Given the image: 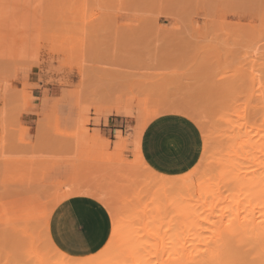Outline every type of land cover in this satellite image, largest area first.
Returning a JSON list of instances; mask_svg holds the SVG:
<instances>
[{"label": "rangeland", "instance_id": "rangeland-1", "mask_svg": "<svg viewBox=\"0 0 264 264\" xmlns=\"http://www.w3.org/2000/svg\"><path fill=\"white\" fill-rule=\"evenodd\" d=\"M243 127L264 169V0H0V264L73 261L49 234L72 187L122 223L107 264H160L192 210L236 221L248 192L203 180Z\"/></svg>", "mask_w": 264, "mask_h": 264}, {"label": "bare ground", "instance_id": "bare-ground-1", "mask_svg": "<svg viewBox=\"0 0 264 264\" xmlns=\"http://www.w3.org/2000/svg\"><path fill=\"white\" fill-rule=\"evenodd\" d=\"M233 131L235 134L231 140L233 139L236 141V144L234 143V148L231 149V153L229 152L223 156L220 154L222 158L219 160L217 159L218 161H216V163L213 161L214 164L210 165V168L215 171L213 175L215 181L212 182V177L210 179L206 177L203 180V184L204 186H208V188L214 187L218 190L219 194L223 196L221 183L227 180L229 184L236 186V189L241 192V194H243V191L246 193L248 192V197L244 198L245 200L247 199V201L238 198V201L235 202L232 210L236 211V221L235 218H232L231 221L229 219L230 217L228 218L227 215V207L230 205V202L220 209V215L217 220H214L216 217L211 211L210 216H203V214L196 215L191 209L192 211L186 218L188 223L190 222L191 225L194 224V226L198 227L195 230L196 232L194 231L196 237L192 234V236H194V240H192L195 243L191 244V246L195 245L194 249L189 244L191 240L187 239L188 237H183L187 235H183V238L179 237V234L170 236V234L167 233L168 231H166V233L160 232L159 235H154L159 245L157 258L160 264H264V169L260 166L261 163L257 164L255 161V163H252L253 166H248L249 164L247 163L249 162L250 156L248 152L240 156L237 151L238 147L246 150L249 147L248 145H250L251 139L248 138L250 137L248 136V127L237 128V131ZM226 140H228V136ZM245 164H247L248 167ZM225 167H229L227 170L228 173H225ZM200 188L201 186L199 184L197 189ZM241 194L239 197H241ZM79 195L92 197L103 206H107L106 202L100 198L98 194L81 187H72L57 198L53 209L64 200ZM244 201L246 204H243ZM200 202L203 203V207L207 206V202L203 200H200ZM225 203L227 202L225 201ZM163 221L165 225L170 220L166 223L165 220ZM170 222L172 223L173 220ZM170 226L172 225H169V227ZM121 227L122 223L120 220L113 219L110 240L101 252L85 259H74L69 257L73 260L72 262H64L61 264H107L112 259L115 261V258L120 256L117 254L118 246H116V243ZM162 228H164V226H162ZM206 234L208 236H205ZM146 235L149 236V234ZM187 240L190 241L188 242ZM48 241L54 250L62 254L50 242L49 238ZM198 242L201 244L196 245ZM132 253L133 252L130 253V251L128 252V254ZM125 254H127V252H122V255ZM62 255L66 256L64 254ZM66 257L68 258V256ZM117 259L116 261H118ZM140 264H148V262H141Z\"/></svg>", "mask_w": 264, "mask_h": 264}, {"label": "crops", "instance_id": "crops-1", "mask_svg": "<svg viewBox=\"0 0 264 264\" xmlns=\"http://www.w3.org/2000/svg\"><path fill=\"white\" fill-rule=\"evenodd\" d=\"M49 234L63 254L78 259L89 258L101 252L110 240L112 219L96 199L73 196L52 212Z\"/></svg>", "mask_w": 264, "mask_h": 264}]
</instances>
